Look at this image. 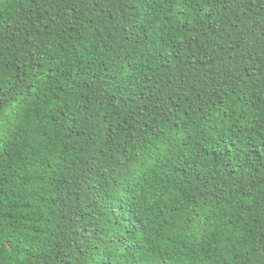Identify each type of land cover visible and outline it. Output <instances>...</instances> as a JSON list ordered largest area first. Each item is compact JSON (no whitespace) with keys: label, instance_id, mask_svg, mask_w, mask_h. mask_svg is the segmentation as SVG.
Masks as SVG:
<instances>
[{"label":"trees","instance_id":"1","mask_svg":"<svg viewBox=\"0 0 264 264\" xmlns=\"http://www.w3.org/2000/svg\"><path fill=\"white\" fill-rule=\"evenodd\" d=\"M0 264H264V0H0Z\"/></svg>","mask_w":264,"mask_h":264}]
</instances>
